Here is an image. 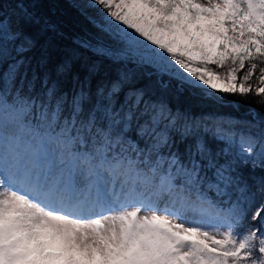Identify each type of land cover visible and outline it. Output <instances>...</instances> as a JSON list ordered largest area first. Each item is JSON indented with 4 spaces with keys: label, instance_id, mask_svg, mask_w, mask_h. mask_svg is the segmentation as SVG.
Listing matches in <instances>:
<instances>
[{
    "label": "snow or ice",
    "instance_id": "6c2138e0",
    "mask_svg": "<svg viewBox=\"0 0 264 264\" xmlns=\"http://www.w3.org/2000/svg\"><path fill=\"white\" fill-rule=\"evenodd\" d=\"M13 5L5 11L4 4ZM0 0V264H264V0Z\"/></svg>",
    "mask_w": 264,
    "mask_h": 264
},
{
    "label": "trees",
    "instance_id": "16d2710c",
    "mask_svg": "<svg viewBox=\"0 0 264 264\" xmlns=\"http://www.w3.org/2000/svg\"><path fill=\"white\" fill-rule=\"evenodd\" d=\"M11 2L4 4L5 11L12 8ZM50 8L53 14L63 21L65 28L69 33L81 31L85 27L82 18L79 17L76 9L72 6V0H51ZM254 96L240 98L237 96H228L218 104L211 105L212 110L229 114L240 120L250 119V113L253 115L264 116V106L257 103Z\"/></svg>",
    "mask_w": 264,
    "mask_h": 264
}]
</instances>
